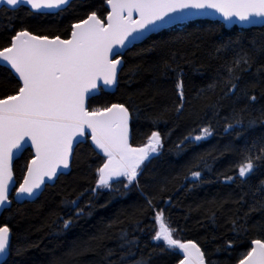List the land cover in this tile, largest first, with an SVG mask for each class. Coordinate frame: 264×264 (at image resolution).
<instances>
[{"label":"trees","instance_id":"obj_1","mask_svg":"<svg viewBox=\"0 0 264 264\" xmlns=\"http://www.w3.org/2000/svg\"><path fill=\"white\" fill-rule=\"evenodd\" d=\"M92 12L103 19L105 0H73L55 13L1 7L0 49L20 30L66 38L71 25ZM241 57L250 58L251 67H236ZM121 58L115 90L101 91L87 108L123 104L131 144L158 132L162 147L127 187L121 177L112 188H97L104 159L87 141L79 143L67 174L34 201L3 210L0 226L10 229L11 249L1 264H176V250L152 239L159 210L173 237L195 242L206 264H235L251 241H264V159L247 178L237 170L245 156L264 154V26L226 29L218 21L194 20L149 35ZM19 87L0 66V98ZM203 128L211 135L195 140ZM30 158L26 149L14 161L16 185ZM196 171L199 179L192 177Z\"/></svg>","mask_w":264,"mask_h":264},{"label":"snow or ice","instance_id":"obj_2","mask_svg":"<svg viewBox=\"0 0 264 264\" xmlns=\"http://www.w3.org/2000/svg\"><path fill=\"white\" fill-rule=\"evenodd\" d=\"M111 9L105 19L95 12L72 25L71 38L41 37L18 31L9 47L0 50V66L13 71L22 81L17 94L0 98V208L9 201V184L12 181L11 161L16 152L24 150L28 141L35 148L36 157L27 169V178L18 189V195L31 198L47 180H53L60 169L69 168L74 142L90 131L92 143L107 162L98 171L97 188L114 187L110 181L124 177L128 184L136 180L137 170L151 154L162 147L158 132H152L144 147L129 145V110L123 104H112L89 111L85 104L100 86L117 83L118 66L121 65L120 49L139 39L145 31H155L182 16L185 9H215L226 20L233 17L248 23L264 22V0H105ZM69 0H0V5L17 9L30 5L34 10L58 9ZM139 19H133V13ZM168 19H165V18ZM256 18H260L258 21ZM151 26V27H150ZM133 33L139 35L134 36ZM131 37V40L129 39ZM243 63L251 67L248 57L234 61L236 67ZM234 69L229 68L231 75ZM238 79V77H237ZM178 95L183 101V83L178 81ZM232 84L230 91H235ZM248 99L255 102L257 97ZM183 107L181 103L177 111ZM211 135L208 128L203 140ZM264 153V149L261 150ZM264 159V154L253 158L245 156L238 165V176L247 178L254 172L255 161ZM200 172L192 173L199 179ZM229 181L234 177H227ZM264 190V181L261 182ZM151 203V201H149ZM75 204V201H73ZM79 215V212L77 213ZM154 219L159 229L152 239L163 241L167 249H179L183 253L180 264H205V254L195 242H181L173 237V229L165 221L163 210ZM71 221H65L68 227ZM254 247L240 259L239 264H264V241L251 242ZM228 242V247H231ZM10 229L0 226V258L10 253ZM140 264V262H138Z\"/></svg>","mask_w":264,"mask_h":264},{"label":"water","instance_id":"obj_3","mask_svg":"<svg viewBox=\"0 0 264 264\" xmlns=\"http://www.w3.org/2000/svg\"><path fill=\"white\" fill-rule=\"evenodd\" d=\"M71 1H73V0H69V3H70ZM69 3H68V4H69ZM68 4H67V5H68ZM67 5H62V6H61L60 8H58V9H41V10H39V11L32 9L30 5H21V6L26 7L29 11H31V12H33V13H55V12H57L58 10H61V9L65 8ZM1 7H5V8H7V9H12L10 6H6V5H0V8H1ZM105 8H106V10H107V13L110 12L111 9H110L109 6L106 4V2H105ZM107 13L105 14V16H104L103 19L106 18ZM88 15H89V14H88ZM88 15H87V16H88ZM172 15H173L174 17H175V16H182L183 18H182V19H174L171 23H168V24H166L164 27L159 28V29H157V30H155V31H145L144 34H143L142 36H140L139 39H136V40L132 41V43L127 44V47H126V48H123V49H120V51H121L122 53H124V52H125L130 46H132V45H134V44H137V43H140L141 41H143L145 38H147V37H148L149 35H151V34L157 33V32H159V31H161V30H163V29H166V28H169V27H173V26H177V25L185 24V23H187V22L194 21V20H210V21H218V22H221V23L224 25V28H226V29H228V28H230V27H232V26H236V27L241 28V29H247V28H250V27H260V26H264V22L248 23V22H246V21H240V20H239L238 18H236V17H233L231 20H226L220 12L216 11L215 9H207V8H206V9H185V10H183L182 13H174V14H172ZM87 16H86L84 19H86ZM84 19H82V20H84ZM133 19H139V15H138V13H135V12L133 13ZM165 19H168V18L166 17ZM256 19H257L258 21L260 20V18H256ZM82 20H80V21H82ZM80 21H78V22H80ZM78 22H75V23H78ZM75 23H73V24H75ZM105 23H106V19H105ZM73 24H72V25H73ZM72 25H71V27H70V31H69L68 36H67L66 38H61V39H70V38H71ZM150 27H151V26H150ZM16 33H17V32H16ZM16 33H15V34H16ZM15 34H14V35H15ZM14 35H13V36H14ZM133 35L136 36V35H139V34H138V33H133ZM13 36H12V37H13ZM12 37H11V39H12ZM41 37H46V36H41ZM55 37H57V36H54V37H48V38H49V39H53V38H55ZM11 39H10L9 45L6 46V47H9V46H10ZM129 39L131 40V37H130ZM4 48H5V47H4ZM2 49H3V48H2ZM2 49H0V50H2ZM120 58H121V57H120ZM121 61H122V58H121ZM121 66H122V63H121L120 66H118V72H119ZM9 69H10V66H9ZM10 71H11V70H10ZM11 73H12V75H13V76L19 81V84H20V87H21V86H22V81L19 80L18 76H16V75L13 73V71H11ZM115 86H116V84H114V85H112V86L109 87V86L103 85L102 82H101V83H100V86L97 88V90H95L93 93H90V98H89V99H91V98L97 96L101 91H103V92H105V93H112V92L115 90ZM17 92H18V91H17ZM17 92H16L15 94H17ZM15 94H13V95H15ZM7 97H8V96H7ZM4 98H6V97H4ZM89 99L86 100V104H85L86 108H87V103H88V100H89ZM112 104H117V103H112ZM112 104H110L109 106H111ZM109 106H107V107H109ZM87 109H88V108H87ZM88 110H89V109H88ZM89 111H91V110H89ZM151 134H152V133H151ZM150 136H151V135H150ZM150 136H149V137H150ZM149 137H148V138H149ZM130 138H131V134H130V114H129V139H128V143H129V145H130L131 147H133V148H140V147H144V146H146V144H147V142H146V143H144V144H142V145H132L131 142H130ZM77 140L79 141V143H84L85 141H87V142L89 143V145L91 146V148L94 150V152H95L99 157H101L102 159H104L103 164H102L100 167H102V166L104 165V163L107 162V157H105V156L103 155V153H102L99 149L95 148V145L92 143L90 131H87V130H86V136H85V137H78ZM147 141H148V139H147ZM79 143L74 142V144H73V151H74V148H75ZM26 149H29V150L31 151V158L28 160V162H27V164H26V168H25V171H24V173H23V176H22L20 182L16 185V181H15V179H14V175H13V164H14V161H15L16 159H18L19 156L22 154V152H23L24 150H26ZM24 150H22V151H20V152H16V154L13 156V159H12V161H11V168H12V181H11L10 184H9V188H10V192H9V201H10V203H8L5 207L0 208V215L2 214L3 210H5V209H7L8 207H10V205H11L12 202L17 203V204H20V203H22V202H24V201H27V202L34 201V200H35V199L41 194V192L43 191V189H44L45 186H47V185H52V184L55 182V180L57 179V177H58L59 175H65V174H67V173L69 172V170H70V164H71L72 156L69 158V168H68V169H60V170H58L57 176H56L53 180H51V181L47 180V178L45 177V183L42 184V185H41V188L37 190V195H35L34 197H31V198L27 197L26 195H18L17 193H18V189H19L20 185L23 184L25 178H27V169H28V167L30 166L31 161H32L33 159H35V157H36L35 148L31 146V141H28V143H27V145L25 146ZM154 154H155V153H154ZM154 154H151L150 157L153 156ZM72 155H73V154H72ZM98 179H99V175H98V177H97V182H98ZM97 182H96V185H97ZM110 182H111V181H110ZM156 223H157V222H156ZM157 226H158V224H157ZM158 229H159V226H158ZM10 239H11V234H10ZM175 239H177V240H179V241H181V242H188V241H190V240H183V239H180V238H175ZM192 242H193V241H192ZM251 242H252V241H251ZM197 246H198V245H197ZM198 247H199V246H198ZM251 247H254V245H252V244L250 243V249H251ZM250 249H249V251H250ZM175 250H176V252H177V254H178V256H179V261H178L176 264H180V261L184 258V257H183V253H182L179 249H175ZM7 256H8V255H5L3 258H0V264H1V263L7 258ZM239 261H240V260H239ZM239 261H238L237 263H235V264H239ZM205 264H206V262H205Z\"/></svg>","mask_w":264,"mask_h":264},{"label":"rangeland","instance_id":"obj_4","mask_svg":"<svg viewBox=\"0 0 264 264\" xmlns=\"http://www.w3.org/2000/svg\"><path fill=\"white\" fill-rule=\"evenodd\" d=\"M158 227V226H157Z\"/></svg>","mask_w":264,"mask_h":264}]
</instances>
